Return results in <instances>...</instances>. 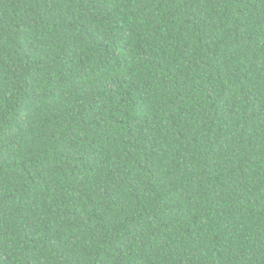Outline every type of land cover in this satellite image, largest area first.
I'll return each mask as SVG.
<instances>
[{
  "label": "trees",
  "instance_id": "obj_1",
  "mask_svg": "<svg viewBox=\"0 0 264 264\" xmlns=\"http://www.w3.org/2000/svg\"><path fill=\"white\" fill-rule=\"evenodd\" d=\"M0 264H264V0H0Z\"/></svg>",
  "mask_w": 264,
  "mask_h": 264
}]
</instances>
